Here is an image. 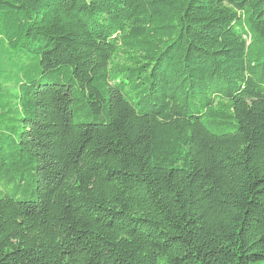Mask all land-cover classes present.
<instances>
[{"label": "trees", "instance_id": "1", "mask_svg": "<svg viewBox=\"0 0 264 264\" xmlns=\"http://www.w3.org/2000/svg\"><path fill=\"white\" fill-rule=\"evenodd\" d=\"M0 264H264V0H0Z\"/></svg>", "mask_w": 264, "mask_h": 264}]
</instances>
